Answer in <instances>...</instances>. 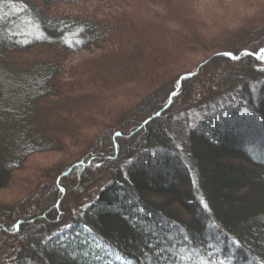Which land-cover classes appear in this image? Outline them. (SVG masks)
<instances>
[{"label":"trees","instance_id":"trees-1","mask_svg":"<svg viewBox=\"0 0 264 264\" xmlns=\"http://www.w3.org/2000/svg\"><path fill=\"white\" fill-rule=\"evenodd\" d=\"M225 2L0 0V191L23 184L16 174L32 157L78 149L41 174L49 184L0 205V264H167L147 247L153 231L196 245L235 239L241 247L229 264H261L264 64L217 54L264 47V7L241 0L253 14L232 17ZM77 5L74 16L51 9ZM225 34L231 39L218 43ZM90 50L99 53L66 65ZM196 55L210 56L189 66L185 56ZM190 72L198 75L165 110ZM229 94L177 149L174 119ZM92 157L91 167H77ZM98 187L91 207L68 215V198H89Z\"/></svg>","mask_w":264,"mask_h":264},{"label":"rangeland","instance_id":"rangeland-1","mask_svg":"<svg viewBox=\"0 0 264 264\" xmlns=\"http://www.w3.org/2000/svg\"><path fill=\"white\" fill-rule=\"evenodd\" d=\"M195 1L199 2L200 6H202L203 8L208 7V5H209L211 7H215L216 9H219V8L224 7V4L222 5L221 1L225 2L226 0L225 1L224 0H195ZM227 3H231L232 5H234V9H233V11H231L232 17H234V16L248 17V16L253 14L252 8H248L247 5H244V3L241 2V0L240 1L239 0H229V1L227 0ZM227 3L225 2V4H227ZM258 3H259V5L262 4L261 6L264 7V0H259ZM80 5L71 6V7H64L63 6V7L51 8V9L57 13L63 12L64 14L74 16L77 14V11L79 10L78 8L81 7ZM82 7H84V4L82 5ZM215 8H213V9H215ZM227 38H230V35L225 34V36L217 38V41H218V43H220L223 40L226 41L225 39H227ZM213 40L215 41V39H213ZM98 53L99 52L97 50H90L88 52H81V53H78V54H75L72 56H68L66 65H70L72 67L76 66V65L84 62L85 59H88L91 56H95ZM209 56L210 55H208V56L205 55L204 57H202V56H197V57L185 56V58H186V62L190 66L191 62L198 63V62L202 61L204 58L205 59L209 58ZM230 97H231V95L229 94V95L219 99L215 103H212L208 106H204V107H201L198 109H194V110L188 111L186 113H183V114L177 116L174 119V122L172 123V131H173V135L176 137L177 143L180 145L185 140L188 129L191 126H194L195 124H197L204 116H206L208 114H213L216 111L221 110L225 105H228V103L231 102ZM5 130H6L5 128H1V126H0V132L1 133H5ZM76 151H78V149H75V151L71 150L69 152V155H65L64 157H62V155H58V154H55L52 156L38 155V156L32 157L31 160L28 162V169H26V172L16 174L17 178L18 179L20 178L21 181L23 182V184L18 186V188H17V185L20 184L18 182L15 185L13 184V185L9 186V188H7V190L0 191V205H10V203L13 199L23 198V196L26 192H28V193L32 192L37 187V185H39L41 182L44 184H47L48 182H50V179L47 181V178H48L47 174L44 175V179H43V176L41 174L47 170H52V171L55 170L56 171L58 168V164H60V161H62V160H63V162L65 161L66 163H69L70 162L69 160L71 159L70 157H71L72 153L76 152ZM30 168L36 170V172L32 173L30 171ZM59 171H58V173H59ZM37 172H40V173H37ZM33 179L37 180L35 184H30V186H28L27 189H26V187L23 188L25 181L32 183ZM21 188H23V189H21ZM99 188L100 187L96 188L95 191L91 194V196H89V198L84 199L82 197V198H80V200L74 199L73 201H69V198H68L67 203L70 204V206H69L70 209L68 210L69 211L68 215L71 216L74 213H76L78 210H80L81 208H84V206L89 205V203L92 202L96 198V196L100 190ZM10 190H12V191H10Z\"/></svg>","mask_w":264,"mask_h":264},{"label":"snow or ice","instance_id":"snow-or-ice-1","mask_svg":"<svg viewBox=\"0 0 264 264\" xmlns=\"http://www.w3.org/2000/svg\"><path fill=\"white\" fill-rule=\"evenodd\" d=\"M0 19H4V18L0 17ZM42 38H43V34L35 37V39L37 40ZM217 55L226 57L232 61H239L243 57H254L256 61L260 62L261 64H264V47L259 48L258 51H249L245 49L244 51H241L239 54H236L233 51H225L222 53H218ZM199 67L203 68L204 65H200ZM258 70L264 71V68H260ZM196 75H198L197 72H190L185 76L180 77L175 82V88L170 91V94L167 97V105L165 106V110H167V108H170L172 106L175 98L180 97L182 95L183 82L187 80H191L192 77ZM161 114H162L161 112H156L155 116L159 117ZM151 119L152 118L150 117L148 120H145L143 123L147 125L150 123ZM114 135L115 137H121L123 133L117 131L115 132ZM176 148L180 149L181 145L177 144ZM109 158L112 159L113 157H109ZM94 160L95 157L90 158L88 161H81L79 165H77V167H84L85 165L91 167ZM132 163H133L132 161H129V164ZM100 166L101 165L96 164L97 168H99ZM67 174L70 173H66V175ZM193 183L195 184V181ZM59 191L63 193L64 188L61 187ZM199 205L204 213L211 212L210 206L205 201V199L200 198ZM89 207L91 206L90 205L84 206L85 210ZM204 219H207V217L205 216ZM69 227H71V225H64V228L61 229L60 231H63L64 229H67ZM56 235H59V233H56ZM152 236L155 242L154 243L149 242L147 247L151 250L158 251L160 257L163 260H166L167 264H177V261H179V264H229L232 258L233 246L237 249L241 247L240 241L235 239L229 241L226 237H221L220 235H216L214 237L215 242H212L211 240L207 242L201 241L199 245H196L194 241H190L187 235L183 236L182 238L173 240L171 237H167V238L161 237L158 233L153 231ZM85 242L87 243V238L85 239ZM97 246L99 247V245ZM177 250H179V253L177 252ZM97 259H99V256H97ZM261 264H264V257H262Z\"/></svg>","mask_w":264,"mask_h":264}]
</instances>
